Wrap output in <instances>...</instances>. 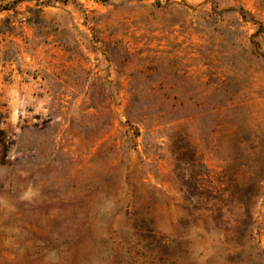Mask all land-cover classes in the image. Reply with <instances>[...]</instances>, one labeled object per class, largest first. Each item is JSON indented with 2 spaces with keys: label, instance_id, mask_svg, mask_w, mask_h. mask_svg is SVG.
Segmentation results:
<instances>
[{
  "label": "rangeland",
  "instance_id": "obj_1",
  "mask_svg": "<svg viewBox=\"0 0 264 264\" xmlns=\"http://www.w3.org/2000/svg\"><path fill=\"white\" fill-rule=\"evenodd\" d=\"M13 1L0 264H264V0Z\"/></svg>",
  "mask_w": 264,
  "mask_h": 264
},
{
  "label": "trees",
  "instance_id": "obj_2",
  "mask_svg": "<svg viewBox=\"0 0 264 264\" xmlns=\"http://www.w3.org/2000/svg\"><path fill=\"white\" fill-rule=\"evenodd\" d=\"M17 0H14L13 2H16ZM43 4H46V3H43Z\"/></svg>",
  "mask_w": 264,
  "mask_h": 264
}]
</instances>
